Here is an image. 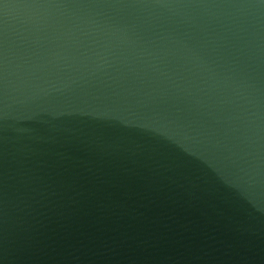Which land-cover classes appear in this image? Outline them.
<instances>
[{
	"label": "water",
	"instance_id": "obj_1",
	"mask_svg": "<svg viewBox=\"0 0 264 264\" xmlns=\"http://www.w3.org/2000/svg\"><path fill=\"white\" fill-rule=\"evenodd\" d=\"M0 264H264V0H0Z\"/></svg>",
	"mask_w": 264,
	"mask_h": 264
}]
</instances>
